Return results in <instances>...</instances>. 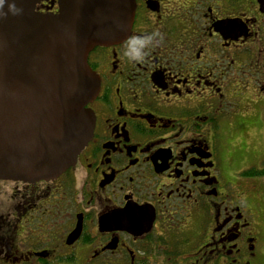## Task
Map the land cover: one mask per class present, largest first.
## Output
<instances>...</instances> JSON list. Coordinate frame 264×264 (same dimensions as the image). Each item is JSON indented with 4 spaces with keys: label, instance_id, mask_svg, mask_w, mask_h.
Here are the masks:
<instances>
[{
    "label": "flooded vegetation",
    "instance_id": "flooded-vegetation-1",
    "mask_svg": "<svg viewBox=\"0 0 264 264\" xmlns=\"http://www.w3.org/2000/svg\"><path fill=\"white\" fill-rule=\"evenodd\" d=\"M134 5L128 37L87 56L99 91L74 164L0 180V264H264L258 0ZM35 10L56 14L58 0ZM156 31L142 62L123 55L130 36Z\"/></svg>",
    "mask_w": 264,
    "mask_h": 264
},
{
    "label": "water",
    "instance_id": "water-1",
    "mask_svg": "<svg viewBox=\"0 0 264 264\" xmlns=\"http://www.w3.org/2000/svg\"><path fill=\"white\" fill-rule=\"evenodd\" d=\"M38 1L0 6V180H51L74 164L99 91L87 56L124 41L134 17V0H58L56 14L36 12Z\"/></svg>",
    "mask_w": 264,
    "mask_h": 264
},
{
    "label": "clouds",
    "instance_id": "clouds-1",
    "mask_svg": "<svg viewBox=\"0 0 264 264\" xmlns=\"http://www.w3.org/2000/svg\"><path fill=\"white\" fill-rule=\"evenodd\" d=\"M5 0H0V6L4 5ZM13 12L19 11L14 4L10 6ZM162 34L158 31L152 32L147 35H132L125 42V50L123 55L126 56L131 62H142L147 56L146 49L154 40H162Z\"/></svg>",
    "mask_w": 264,
    "mask_h": 264
},
{
    "label": "rangeland",
    "instance_id": "rangeland-1",
    "mask_svg": "<svg viewBox=\"0 0 264 264\" xmlns=\"http://www.w3.org/2000/svg\"><path fill=\"white\" fill-rule=\"evenodd\" d=\"M259 181H260V184H257L256 186H257L258 191L261 192V194H259L258 196H255V201L257 199L261 201L259 205L257 204L256 208L261 209L262 213L261 212L260 213L264 215V181L262 180H259ZM239 182H240L238 185L239 191L241 192L248 191V187L250 186L251 183H248L246 180H240ZM263 250H264V245H263ZM263 261H264V258H263Z\"/></svg>",
    "mask_w": 264,
    "mask_h": 264
}]
</instances>
